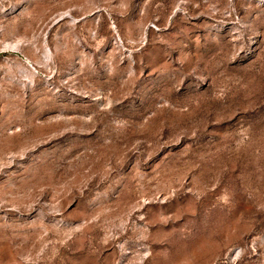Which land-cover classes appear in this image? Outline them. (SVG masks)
Segmentation results:
<instances>
[{
  "label": "rangeland",
  "instance_id": "374dc122",
  "mask_svg": "<svg viewBox=\"0 0 264 264\" xmlns=\"http://www.w3.org/2000/svg\"><path fill=\"white\" fill-rule=\"evenodd\" d=\"M0 264H264V0H0Z\"/></svg>",
  "mask_w": 264,
  "mask_h": 264
}]
</instances>
